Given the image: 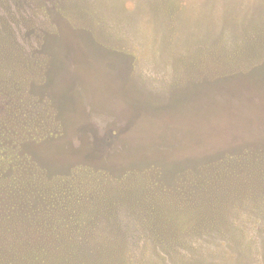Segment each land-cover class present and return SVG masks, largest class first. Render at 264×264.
Listing matches in <instances>:
<instances>
[{
	"label": "rangeland",
	"instance_id": "1",
	"mask_svg": "<svg viewBox=\"0 0 264 264\" xmlns=\"http://www.w3.org/2000/svg\"><path fill=\"white\" fill-rule=\"evenodd\" d=\"M11 103L29 113L21 111L10 132L27 139L22 161L32 154L49 172L42 168L51 188L40 194L43 203L50 196L77 202L78 212L91 214L82 220L107 229L122 224L135 238L134 264L201 255L210 263L264 264V232L227 196L243 183L227 180L220 192L198 194L199 203L175 191L157 202L180 213L198 209L196 225L170 221L179 224L167 228L178 238L175 248L147 244L138 215L142 198L160 199L158 187L144 189L157 175L138 176L149 161L165 164L161 176L172 186L189 183L205 158L246 147L264 154V0H0V121H9ZM11 134L0 141L11 145ZM76 164L83 182L72 200L70 187L52 183ZM93 166L102 170L88 172ZM118 171L126 176L116 179ZM110 201L117 202L112 209ZM28 203L26 211L39 213V200ZM118 251H128L122 241Z\"/></svg>",
	"mask_w": 264,
	"mask_h": 264
},
{
	"label": "trees",
	"instance_id": "2",
	"mask_svg": "<svg viewBox=\"0 0 264 264\" xmlns=\"http://www.w3.org/2000/svg\"><path fill=\"white\" fill-rule=\"evenodd\" d=\"M18 86L17 83L13 84L12 90L18 89ZM17 105V103L14 105L11 103L13 110L4 112V114L9 112L10 117L8 122L5 120L0 121V135L2 133L11 134V126L13 127V123L17 118H20L21 111H23L24 116L29 114L26 109L19 108ZM24 106L29 105L24 104ZM10 138L15 139V142L11 140L12 143L9 146L0 141V264H134L136 262L134 253H132V246L134 247L132 242L134 241L131 239L135 238L130 236L131 231L124 228L122 224H115L116 227L112 225L107 229L106 224L102 225L100 222L94 224L91 221L82 220L79 216L84 215L89 218L91 214H89V210L84 209L85 207L78 212L79 205H77V202L59 203L54 201V196H50L46 198L45 204L43 203L44 198L40 194H44V192L51 189L46 183L48 182L46 175H43V169L48 172L47 168L40 165L32 154H29L28 157L24 153L25 160L22 161V145L25 144L27 139L21 137L20 132L16 131L15 134H11ZM35 140L41 142L43 136ZM12 148L13 150H11ZM257 152L264 155L262 150L254 152L246 147L244 151L238 154L228 155V157L220 158L217 161L205 158L206 160H203V163L198 167L199 169L195 171V177H192L189 183L180 180L178 185L175 182L172 186L161 176L163 172H166V170L161 169L162 164L165 166L164 163L149 161L146 164L150 165H143V168L138 172V176H142L146 180L152 175H157V179L146 181V184L144 182V189L148 188V192L149 189L152 190L158 187L157 191L160 195L159 200L152 195L145 200L142 198L140 202L141 208H145L139 210L138 215L140 219H143L141 227L147 238L146 243L148 244L151 241L171 249L174 244H177L178 238L167 228L179 230L177 226L181 224L179 226L185 229V227L196 225L198 222L199 212L197 207L191 209L190 213H180L181 210L179 208L175 210L176 207H173V211L168 208L159 209L156 204L161 202L164 196H170L175 191L180 198H184L188 202L198 200L199 203L200 196L197 199L198 194L201 195L205 191L210 196L214 191L218 192V187H224L225 181L230 179L247 186L243 191H238V189L227 191L228 198L236 205L235 210L238 208L249 210V219L256 220L259 224L258 229L264 232V156L260 158V153ZM28 161L29 166H27ZM81 167H83L82 164L72 166L69 175L66 174V177L59 178L58 181L52 183L53 186L70 187L71 193L69 196L72 200H74V195L76 196L79 192L74 191L73 187L75 184L82 185L83 182L77 176L79 171L84 169ZM93 167H87L88 172L102 170ZM117 173L116 179L126 176L125 173L121 174V171ZM233 178H238L239 181ZM139 183L141 184L137 185L136 191L140 192L143 190V187L141 188L143 183ZM189 184H192L191 189H183L182 185ZM185 188H189V186ZM102 195L108 196L107 193ZM202 197L206 196L201 195ZM31 198H36L41 202L37 214L34 212L30 214L26 211V204L33 206V204L28 203ZM75 199L80 201L77 197ZM236 201L240 203H235ZM218 203V201L215 202L216 205ZM115 204L117 202L111 203L110 201L108 208H114ZM145 204L147 207H145ZM44 205L46 208L43 209L48 211L41 213L40 210ZM200 210L202 211L201 207ZM235 210L233 214L239 215ZM53 213L54 215H52ZM41 216L51 218V220L44 219L42 221ZM16 217L19 218L17 222L10 221V219ZM170 221L179 224H173ZM206 224L211 228L217 226L209 219ZM197 227L199 226L197 225ZM106 232L115 233L117 236L114 239L105 238ZM124 233L128 235L124 236ZM120 241L125 243V248H128L127 252L123 253L121 251L119 253L118 242ZM250 247L252 246L250 245ZM232 249L234 250V248ZM200 258V261H182V263L223 264L220 260L211 263L209 261L204 262L203 255Z\"/></svg>",
	"mask_w": 264,
	"mask_h": 264
}]
</instances>
